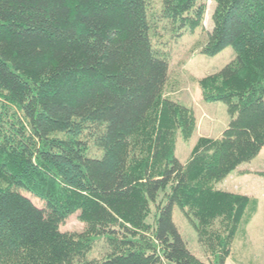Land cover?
Returning <instances> with one entry per match:
<instances>
[{"label": "trees", "instance_id": "1", "mask_svg": "<svg viewBox=\"0 0 264 264\" xmlns=\"http://www.w3.org/2000/svg\"><path fill=\"white\" fill-rule=\"evenodd\" d=\"M160 1L162 18L201 26L204 3ZM212 1L200 53L236 58L198 85L230 120L182 164L177 138L196 120L165 94L151 0H0V264L226 263L255 200L215 184L264 148V0ZM175 206L207 259L187 248ZM75 213L83 231L61 232ZM98 241L106 252L90 259Z\"/></svg>", "mask_w": 264, "mask_h": 264}, {"label": "rangeland", "instance_id": "2", "mask_svg": "<svg viewBox=\"0 0 264 264\" xmlns=\"http://www.w3.org/2000/svg\"><path fill=\"white\" fill-rule=\"evenodd\" d=\"M198 2L205 4V12L201 26L192 30L188 26L181 27L179 21L171 23L162 18L159 13L162 7L160 0H151L149 8L152 44L168 55L169 70L165 94L191 108L196 120V127L190 139L185 140L181 135L177 138L175 156L182 164L189 159L200 134L211 133L212 137H216L223 130V124L230 120L224 103H209L203 100L198 80L219 72L233 61L236 55L230 46L214 56L200 53L199 47L212 29L211 15L215 3L212 0ZM92 153L95 158L101 157L100 152L94 148ZM215 187L255 199L253 206L250 205L246 211V219H243L235 235L231 255L225 264H264V149L254 159L241 164L235 171L216 183ZM24 194L36 207L40 209L44 207V203L33 195ZM255 208L257 210L253 216L252 210ZM77 215L78 213L70 215L60 225V231L76 233L83 231L84 225ZM172 218L189 251L199 259H207L208 255L196 222L183 214L178 206L173 208ZM249 220L250 224L247 226L245 222ZM149 222H152V219ZM105 252L104 243L98 241L89 253V258L99 260Z\"/></svg>", "mask_w": 264, "mask_h": 264}, {"label": "crops", "instance_id": "3", "mask_svg": "<svg viewBox=\"0 0 264 264\" xmlns=\"http://www.w3.org/2000/svg\"><path fill=\"white\" fill-rule=\"evenodd\" d=\"M229 122V121H228ZM228 122H226V124H223V130L216 136V137H212L211 136V133H205V134H200L199 135V137H210V138H218L221 134H222V132L224 131V129L227 127V124H228ZM264 149V148H263ZM240 169V168H239ZM226 191V190H225ZM228 192H230V191H228ZM232 193H235V192H232ZM235 194H238V193H235ZM243 195V194H242ZM247 196V195H246ZM249 197V196H248ZM251 198V197H250ZM254 199V198H253ZM255 200V199H254ZM256 208L254 209V210H252V215L254 214L255 215V213H256ZM252 215L250 216V217H252ZM253 215V216H254ZM250 220H251V218H250ZM250 220L249 221H247V222H245V223H247V226L250 224ZM248 228V227H247Z\"/></svg>", "mask_w": 264, "mask_h": 264}]
</instances>
